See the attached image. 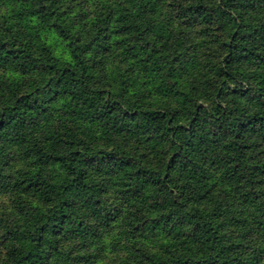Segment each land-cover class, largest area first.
I'll return each mask as SVG.
<instances>
[{
  "label": "trees",
  "instance_id": "obj_1",
  "mask_svg": "<svg viewBox=\"0 0 264 264\" xmlns=\"http://www.w3.org/2000/svg\"><path fill=\"white\" fill-rule=\"evenodd\" d=\"M0 4V264H264V0Z\"/></svg>",
  "mask_w": 264,
  "mask_h": 264
},
{
  "label": "rangeland",
  "instance_id": "obj_2",
  "mask_svg": "<svg viewBox=\"0 0 264 264\" xmlns=\"http://www.w3.org/2000/svg\"><path fill=\"white\" fill-rule=\"evenodd\" d=\"M1 5V4H0ZM0 210H6L7 212H11L14 210L13 205L11 204L9 198L7 197V195L3 194L2 192H0ZM106 255L107 257H101L98 259V263L97 264H110V259L113 257V254L111 251H106Z\"/></svg>",
  "mask_w": 264,
  "mask_h": 264
}]
</instances>
